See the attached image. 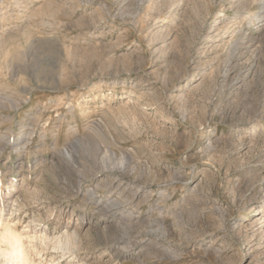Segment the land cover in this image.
<instances>
[{
    "label": "rangeland",
    "instance_id": "1",
    "mask_svg": "<svg viewBox=\"0 0 264 264\" xmlns=\"http://www.w3.org/2000/svg\"><path fill=\"white\" fill-rule=\"evenodd\" d=\"M250 1L0 0L1 202L38 189L21 220L76 228L73 264H264V0Z\"/></svg>",
    "mask_w": 264,
    "mask_h": 264
},
{
    "label": "bare ground",
    "instance_id": "2",
    "mask_svg": "<svg viewBox=\"0 0 264 264\" xmlns=\"http://www.w3.org/2000/svg\"><path fill=\"white\" fill-rule=\"evenodd\" d=\"M250 2H252V4H253V0ZM241 5H242L241 2L238 1L239 9L241 7L243 8V6H241ZM238 6H237V8H238ZM243 12H245V11L243 10ZM247 16L248 15L244 13L242 15L241 21L247 20L246 19ZM250 16H252V14ZM227 28L228 27L226 24V25H224L222 31L225 32L227 30ZM216 30L217 29H214V31H216ZM29 33L30 32H28V31H23V34L25 36H29ZM25 38H27V37H25ZM243 38H244V34H243ZM27 43L32 44V43H34V40H29ZM238 43H240V42H238ZM230 48H231V46H230ZM36 75H37V73H36ZM15 76H16V73L14 74V77ZM32 76H34V75H32ZM36 80H37V78H36ZM38 80H40V79H38ZM31 90H32V88L29 87L26 90V92L29 93ZM73 144L74 143H72L70 145V148H72ZM65 156L70 158V155L68 152L65 153ZM39 163H43L41 165V167L44 169L42 171V173L45 172L46 168L48 166V163L43 161V160L40 161ZM53 163H54V157H52L50 159V164H53ZM51 170H50V168L49 169L47 168L48 174H53V171H51ZM118 187H119V185H116L114 187V190L116 192H118V190H120V188H118ZM10 190H11L10 192H6L5 194L3 193L4 196L6 197L4 203L1 202L2 197H0V202L2 203V204H0V264H41L44 253L46 254L50 250L55 255L58 253L61 254L58 259L63 258L67 254L68 255L70 254L69 258H71V259L66 264H73L72 259L73 258L75 259V256H74L75 252L80 250L79 246H80V239H81L79 232L76 230V228L73 229L71 232H69V230L66 229L63 234H60V235L55 234L53 236H49L44 230L42 231L40 228H37V225H39L38 222L40 221L39 217H38V219H34V218L31 219V218L25 217L21 220L22 216L20 213L25 208V206H27L29 204L31 205V204H38V203H39L38 205H41V204H43V202L45 200L43 197H41L42 195L38 192V189H35V190L33 189L34 191L29 192L28 189L26 188V190L23 192L24 193L23 195H21L19 191H17L15 188H13V186L10 188ZM123 190H124V188L121 191H123ZM13 191L16 192L18 195L15 196V194H13ZM29 198L31 199L30 203L28 200ZM116 203H118V202H116ZM13 204H15V205H13ZM65 208L66 207H64V206H63V208L57 207V209L59 210V214L64 213ZM5 210L8 211V216L6 219L3 218V212H5ZM21 221H22V223H21ZM19 227L21 229H19ZM54 254L50 255L51 259L49 261V264H59V262H55L57 259H54ZM37 260L38 261L40 260V261L37 262ZM57 261H59V260H57Z\"/></svg>",
    "mask_w": 264,
    "mask_h": 264
}]
</instances>
